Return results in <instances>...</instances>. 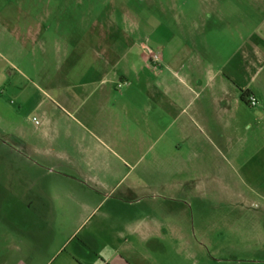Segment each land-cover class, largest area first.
Here are the masks:
<instances>
[{
  "label": "rangeland",
  "instance_id": "obj_1",
  "mask_svg": "<svg viewBox=\"0 0 264 264\" xmlns=\"http://www.w3.org/2000/svg\"><path fill=\"white\" fill-rule=\"evenodd\" d=\"M6 2L0 1V7ZM12 2L34 10L42 24L51 28L44 36L52 45V62L49 65L45 62L40 45L42 37L36 47L35 71L24 67L30 72L25 77L18 75L19 85L25 92L17 95L0 89V264H41L43 261L34 256L48 249V245L35 239L44 231L41 225L34 224L37 211L29 206L31 196L34 200H80L93 204L95 213L78 230L76 241L96 225L98 236L103 240L104 235L110 236L111 230L135 229L145 212L153 217L156 213L153 211L159 206L177 207L183 214L178 219H166L164 213L168 211L161 210L164 226L154 237L140 241L139 234L127 236L129 244L140 245L143 252L140 264H264V140H251L256 135L262 137L255 118L260 107L251 108L242 101L236 110L242 122L239 135L248 140L196 146L203 148L205 154L189 161L185 173H181L185 166L180 162H163L164 166L158 168H174L172 177L179 182L176 190L159 188L166 176L160 177L157 173L158 163L153 153L142 157L134 144H130L132 150H120L85 133L89 145L96 147L91 154L93 176H74L65 166L62 171L73 176L61 178L57 177L59 168L36 156L32 147L37 144L48 148L51 139L44 128L43 111L49 104L40 105L46 100L44 91L47 90L40 76L48 73V69L56 72L59 68L58 47L63 49L61 55L67 53L68 63L62 68L68 75L69 87L79 83L72 75L76 63L88 74L93 59L111 57L107 47L112 45L115 61L108 87L118 91L142 88L136 75H148L142 70L141 59L149 55L176 54L182 60L184 69L178 71L182 78L189 65L196 67L199 51L203 49L207 53L205 62L211 64L207 73L221 69L229 74V69L233 71L235 67L233 72L242 81L246 74L235 65L236 61L233 67L224 64L234 57L243 60L252 53L253 61L257 59L263 64L258 81L262 87L264 0ZM124 54L130 65L121 60ZM154 63L152 66L159 73L161 63ZM9 73L14 71L10 69ZM123 73L131 76L125 80ZM58 117L62 120L61 139L65 142L75 136L80 141L83 136L71 134L70 129L75 124L74 117L81 118L68 114ZM249 124L255 125L252 131L247 129ZM164 175L172 178L171 173ZM32 186L36 188L30 189ZM102 219H108L112 227L98 225ZM101 240L99 244L106 247ZM115 246L118 247L117 242ZM101 248L100 252L111 250Z\"/></svg>",
  "mask_w": 264,
  "mask_h": 264
},
{
  "label": "crops",
  "instance_id": "obj_2",
  "mask_svg": "<svg viewBox=\"0 0 264 264\" xmlns=\"http://www.w3.org/2000/svg\"><path fill=\"white\" fill-rule=\"evenodd\" d=\"M6 1V4L0 7V48L3 62L0 65V89L18 95L19 92L20 94L25 92L19 85L18 75L25 77L26 72H30L29 69L35 71L36 47L38 42L42 41V37L40 45L45 62L48 65L52 62L50 58L52 45L44 36L51 28L42 24L34 10L21 8L12 0ZM61 51L63 49L58 47L60 66L56 72L48 69V73L40 76L47 88L44 91L46 100L40 105L49 104L43 111L44 128L48 135H51L49 146L48 148L46 146L41 148L37 144L32 146L36 156L59 168L57 177L73 176L62 171L65 166L69 167L68 172L74 176H93L94 164L91 154L94 148L89 145L85 133L120 150H132L130 144H134L142 157L153 153L154 161L158 163L157 168L164 166L165 161L180 162L185 166L181 168V173H185L189 161L205 154L203 148L196 146H202L206 142L229 145L235 140L247 139L239 135L241 129L239 125L242 122L240 123L236 113L242 102V92L246 91L258 99V107L261 109L255 114V118L256 127L262 130L260 133L262 137L258 138L256 135L251 140H264V85L262 87L258 85L263 64L260 65L257 59L253 61L252 53L243 60L234 57L224 64L227 67L239 65V70L246 74L243 81L233 72L236 71L235 67L233 71L229 69V74L223 73L221 69L215 73L211 71L207 73L211 64L205 62L207 53L204 49L199 51L200 57L196 61V67L189 65L187 73L182 78L179 77L178 71L184 68L182 60L176 54L171 56L163 54L160 57L162 69L159 73L156 71L157 67L152 66L155 62L153 56L149 55L141 59L142 70L148 75H136L142 88L118 91L108 87L110 70L115 61L113 45L107 47L111 57L93 59L89 71L87 69L88 74H84V70L76 63L77 67L72 75L79 83L73 87L66 84L68 75L62 67L67 66L68 59L67 53L61 55ZM121 58L130 65V61L126 59L127 54ZM10 69L14 73H9ZM128 76H131L130 73ZM128 76L123 73L122 78L126 80ZM8 79L10 85L7 88L5 85ZM142 81L144 83H141ZM64 114L72 118L74 115L81 118L74 117L75 124L70 129L71 134L83 136L80 141L75 136L65 142L61 139L62 120H59L58 115ZM254 127L255 125L249 124L247 129L252 131ZM82 155L85 157L80 158ZM79 160L87 163L88 167L85 168ZM63 161L66 165H63ZM157 170L160 177L166 176L158 185L159 188L178 189L179 182L176 181L178 179L172 177L174 168L167 170L164 167ZM175 170L177 172L178 168ZM169 173L171 179L164 175ZM34 188L36 187H30ZM31 198L33 200L29 206L37 211L34 224L41 225L44 231L35 239L43 240L44 244L48 245L44 252H37L34 255L35 258H43L41 264H140L139 259L143 253L140 245L129 244L127 236L139 234L140 241H146L163 228L162 211H168L164 214L169 220L178 219L183 215L177 207L173 209L159 206L153 211L156 212L153 217L145 212L133 230L130 228L127 232L111 230L110 236L106 234L101 240L96 225L90 228L82 239L76 241L78 230L87 224L95 213L96 208L93 204L80 200L51 202L34 200L32 196ZM98 225L107 229L110 225L112 227L108 219L100 220ZM100 240L111 249L109 252H100L101 246L106 248L99 244ZM116 242L118 247L115 246ZM133 256L136 257L135 261H131Z\"/></svg>",
  "mask_w": 264,
  "mask_h": 264
},
{
  "label": "built area",
  "instance_id": "obj_3",
  "mask_svg": "<svg viewBox=\"0 0 264 264\" xmlns=\"http://www.w3.org/2000/svg\"><path fill=\"white\" fill-rule=\"evenodd\" d=\"M153 60H154L155 62H158V61L160 60V56L157 55V54H154V55H153ZM247 104H248V106L251 107V108H256V107H258V105H259V101H258V99H257L255 96L251 95V96H249L248 99H247ZM34 120H35V119H34Z\"/></svg>",
  "mask_w": 264,
  "mask_h": 264
},
{
  "label": "trees",
  "instance_id": "obj_4",
  "mask_svg": "<svg viewBox=\"0 0 264 264\" xmlns=\"http://www.w3.org/2000/svg\"><path fill=\"white\" fill-rule=\"evenodd\" d=\"M252 94L249 92V91H246V92H242V96H241V99L243 102H245L247 104V99L249 96H251Z\"/></svg>",
  "mask_w": 264,
  "mask_h": 264
}]
</instances>
